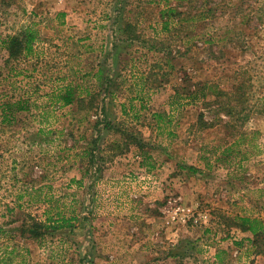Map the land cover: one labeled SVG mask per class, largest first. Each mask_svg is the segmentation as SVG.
Here are the masks:
<instances>
[{
	"label": "rangeland",
	"instance_id": "374dc122",
	"mask_svg": "<svg viewBox=\"0 0 264 264\" xmlns=\"http://www.w3.org/2000/svg\"><path fill=\"white\" fill-rule=\"evenodd\" d=\"M81 1L85 44L51 0H0V257L264 264L231 245L264 219V0Z\"/></svg>",
	"mask_w": 264,
	"mask_h": 264
},
{
	"label": "crops",
	"instance_id": "0c3cea01",
	"mask_svg": "<svg viewBox=\"0 0 264 264\" xmlns=\"http://www.w3.org/2000/svg\"><path fill=\"white\" fill-rule=\"evenodd\" d=\"M49 5H52L53 8L56 5H58V6L63 8V9L60 10V12H58L55 15V17H57V19H63V20H67L68 21V29L67 30L69 31V36H71L73 38L72 39L73 41L79 40V41H82L83 44H85L87 41H84L85 39L81 40V38L82 37H87V35L91 36L89 34L91 32L90 31L91 29L89 28L87 22L89 21V19H97V16L92 14L93 11H89V12L87 11V5L88 4L87 3H83L81 0H51ZM95 13L97 14L99 12H95ZM49 16L53 17L52 15H49ZM114 16H115V14L102 13V14H99L98 18L100 20H110V19H112L113 21H128L130 15L124 16L125 18L119 16V20H115ZM105 24H107V22ZM120 29L121 28H117V31H118L117 34L118 33L119 34L120 33L121 34L124 33V30L120 31ZM125 30H127V29L125 28ZM104 35H108L109 36L108 31H106ZM104 38H103V41H101V44H103L102 47L108 48L107 47V43L104 42ZM131 41H133V40H131ZM152 47H154V46L152 45ZM101 67L103 68L104 66H101ZM111 96H113V95H111ZM259 219H262V218H259ZM262 220L264 221V219H262ZM239 233H241L242 236H240V237H235L234 236L233 239H231L232 240L231 241V245L233 246L232 247L233 256L236 259H238L239 262L245 261L244 260L245 257H243L244 256V254H243L244 247H249V246L252 247L253 251H254L253 255H255L258 259L260 257L264 256V253L257 254L255 252V247L252 244L253 235L250 232H243V231L240 230ZM229 240H230V238H229Z\"/></svg>",
	"mask_w": 264,
	"mask_h": 264
},
{
	"label": "trees",
	"instance_id": "16d2710c",
	"mask_svg": "<svg viewBox=\"0 0 264 264\" xmlns=\"http://www.w3.org/2000/svg\"><path fill=\"white\" fill-rule=\"evenodd\" d=\"M168 28V26L166 27ZM34 34H32L31 32H26L23 35V39L24 42L21 40L19 41L18 38H12L11 40V44L13 46H18V42L19 41V45L21 46L22 44H25V47H27L28 49H31L32 47V43L34 41ZM22 43V44H21ZM11 46V45H10ZM11 49V47H10ZM12 54L14 55V51L11 50ZM193 94H191L192 96ZM12 108V106L10 104H7V106L3 107L2 110V121H5L6 123H9L12 120V116H10V109ZM227 116H231L230 113L227 114ZM75 220V218H61L58 221L56 220L54 223V226H51V228L53 230H61V229H67L69 227H72V222ZM240 230L243 232H250L253 235V239H252V244L255 247V252L257 254L263 253L262 250H259V243L258 241L261 238H264V221L262 219H243L241 221L240 224ZM0 233H2L1 229H0ZM0 264H7V262L4 260V258L0 257Z\"/></svg>",
	"mask_w": 264,
	"mask_h": 264
}]
</instances>
